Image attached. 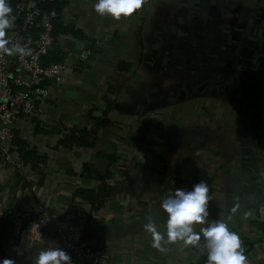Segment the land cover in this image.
Instances as JSON below:
<instances>
[{
    "label": "crops",
    "instance_id": "crops-1",
    "mask_svg": "<svg viewBox=\"0 0 264 264\" xmlns=\"http://www.w3.org/2000/svg\"><path fill=\"white\" fill-rule=\"evenodd\" d=\"M95 2L63 8L83 37L61 35L70 68L51 85L48 119L52 131L87 127L90 112L109 125L92 131L89 146L56 148L41 170L0 166V205L65 210L93 163L100 174L90 184L112 176L84 234L111 254L107 264H192L207 255L205 241L166 243L161 202L204 180L209 219L246 235L248 264H264V237L251 233L264 205V0H143L119 20L97 14ZM44 140L42 150L59 145L55 135ZM148 217L165 235L163 251L144 228ZM46 248L7 247L0 260L36 264Z\"/></svg>",
    "mask_w": 264,
    "mask_h": 264
},
{
    "label": "built area",
    "instance_id": "built-area-1",
    "mask_svg": "<svg viewBox=\"0 0 264 264\" xmlns=\"http://www.w3.org/2000/svg\"><path fill=\"white\" fill-rule=\"evenodd\" d=\"M70 1L72 0H22L10 6L13 27L7 30L3 39L10 41L7 48L19 46L24 51L9 54L4 48H0V166L10 167L21 175H25L33 166L22 158L18 138L27 141L29 147L38 149L47 144L44 139L48 140L51 135L57 136L60 142L69 132V128L51 130L48 106L53 93L52 83L62 82L70 65L66 58L50 62L47 59L53 52L60 50L62 34H54V21L60 19L65 24L63 8ZM44 2H58L63 6L61 11L46 9L41 5ZM89 55H92V51L86 49L84 57ZM38 127L42 130L38 131ZM86 128L96 130L93 121ZM91 138H94V134ZM58 146L43 150L40 148L38 154L50 157ZM43 165L40 164V170ZM76 201L85 207L80 213L69 212L67 208L58 210L42 206L32 212L12 209L15 213H23L27 223L21 228V219L19 220L15 230L18 241L11 242L7 247L60 245L73 262L107 264L111 254L93 246L84 234L86 217L97 212L87 210V202L79 198ZM4 212L5 208L0 205V216ZM255 221L264 223V205L260 207ZM257 226H252L251 233L259 232L264 237V227ZM240 239L246 250L247 236L240 235Z\"/></svg>",
    "mask_w": 264,
    "mask_h": 264
},
{
    "label": "clouds",
    "instance_id": "clouds-1",
    "mask_svg": "<svg viewBox=\"0 0 264 264\" xmlns=\"http://www.w3.org/2000/svg\"><path fill=\"white\" fill-rule=\"evenodd\" d=\"M143 0H96L93 4L99 15H109L117 20L129 17L142 7ZM12 8L7 0H0V48L9 54L23 52L16 46L7 48L10 41L3 39L13 27ZM211 200L209 184L201 180L190 190L177 188L167 194L161 208L167 213L165 235L157 230L156 223L148 217L144 228L152 233L153 246L163 251L161 242L196 244L201 237L207 249V264H248L245 249L237 232L230 230L224 219H209L208 204ZM238 207V205H237ZM203 225L199 231L194 226ZM0 264H15L11 259L0 260ZM36 264H72L71 257L58 245L39 252Z\"/></svg>",
    "mask_w": 264,
    "mask_h": 264
},
{
    "label": "trees",
    "instance_id": "trees-1",
    "mask_svg": "<svg viewBox=\"0 0 264 264\" xmlns=\"http://www.w3.org/2000/svg\"><path fill=\"white\" fill-rule=\"evenodd\" d=\"M22 0H7L10 6H14L16 3ZM46 9L55 8L58 11H61L62 3L55 2H44L41 3ZM55 23V32L56 36L61 34H73L77 37H83L82 33L79 32L73 25H66L60 19L54 21ZM64 59V53L59 51L53 52L50 57L47 59L50 61H60ZM90 121L94 122L96 129L107 128L109 125V120L106 118L97 117L93 113L87 116ZM42 129L38 127V131ZM69 132L64 135V138L59 142V146L72 149L74 147H86L89 146L90 136L94 134L90 131L89 128L83 127L81 125H74L69 128ZM17 144L19 145L20 153L22 158L27 162L32 164L33 168H39L40 164H45L47 162L46 155H39L38 149L36 147H29L27 141L22 139H17ZM98 159L102 158L103 155L99 153ZM111 160V159H110ZM111 162H113L111 160ZM100 174V171L95 167L93 163H86L82 170V176L84 181L88 186L79 187L74 192L72 202L70 206L67 207L69 212L80 213L84 210L85 207L81 203H76V199H81L89 203L91 211H98L108 200V180L111 178V171H106L103 176L100 177L99 184H90L92 181L96 182V177ZM23 213H15L10 209H6L5 212L0 216V257L4 256L6 252V247L9 246L11 242L18 241V235L15 234V230L18 227L19 220L21 219V224L19 227L23 228L27 219L23 218ZM89 223V222H88ZM264 227V223L256 222ZM192 264H207V255L201 256L196 263Z\"/></svg>",
    "mask_w": 264,
    "mask_h": 264
}]
</instances>
